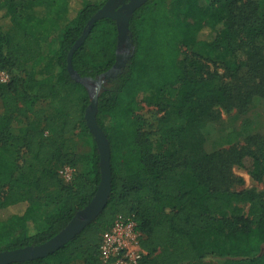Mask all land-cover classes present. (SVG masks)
Segmentation results:
<instances>
[{"label":"trees","instance_id":"obj_1","mask_svg":"<svg viewBox=\"0 0 264 264\" xmlns=\"http://www.w3.org/2000/svg\"><path fill=\"white\" fill-rule=\"evenodd\" d=\"M105 5L77 13L73 0H0V252L38 247L54 239L95 198L100 154L86 124L87 88L68 69L71 50ZM68 25L60 29L59 22ZM208 30L213 38L201 39ZM132 57L97 99V123L110 148L111 194L103 213L54 254L15 264H104L102 235L118 218L133 220L146 256L136 264H264V193L222 188L231 166L264 179V149L202 151L201 130L214 108L242 109L253 92L228 82L245 71L264 88V11L253 0H147L131 16ZM118 28L111 18L94 24L72 56L81 79L97 83L113 70ZM229 75L204 72L219 56ZM244 69V70H242ZM161 117L147 131L140 98ZM47 102L55 112L39 108ZM92 140L78 153L77 138ZM22 152L30 163L23 169ZM19 155V156H18ZM88 163L90 172H76ZM75 173L65 183L60 172ZM247 208V212L246 209ZM41 220L38 232L27 225Z\"/></svg>","mask_w":264,"mask_h":264},{"label":"rangeland","instance_id":"obj_2","mask_svg":"<svg viewBox=\"0 0 264 264\" xmlns=\"http://www.w3.org/2000/svg\"><path fill=\"white\" fill-rule=\"evenodd\" d=\"M109 0H73L74 12L82 10L88 4L100 5L106 3ZM171 2L173 0H166ZM261 7V11H264V0H253ZM68 23L66 21H60V29H64ZM213 33L208 30L201 34V39L211 40L213 38ZM120 54L126 55L131 53V50L127 47L126 42H123L120 48ZM223 55L219 56L217 65L210 64L209 70H204V72L209 71L217 72L220 76L229 75L226 70V64L233 65L234 60L239 64L244 62L246 57L243 54L238 53L236 58L225 57ZM244 70V69H242ZM0 82L10 81L12 75L6 72H0ZM225 78V77H224ZM228 82L234 83L236 86L241 87L242 92L249 93L253 92V97L249 104L242 109L231 108L227 110L223 107L214 108V119L211 122H207L204 128L201 130L202 151L211 154L218 150H229L231 146L225 144L226 136L231 132H239L242 137L238 139L234 145L236 149L254 153H259L264 149V88L256 89L253 81H251L245 71L240 72L236 80H231L229 77L225 78ZM88 93L90 98L96 94L97 84L88 82L87 83ZM150 94L147 93L142 95L140 98V110L138 114L142 116L147 124V131L151 132L152 124L156 119L162 116L159 111L151 106H148L144 101L145 97ZM39 108L45 109L48 113L53 114L55 112L54 106L51 103L42 102L38 105ZM0 114H1V103H0ZM77 149L78 153L82 156H90L92 153V140L86 137L77 138ZM20 155V164L25 169L29 163V157L27 154L22 152ZM18 155V156H19ZM76 172H81L87 175L90 172V166L88 163H84L79 166ZM73 171V175H74ZM232 180L226 184L222 182L221 187L229 189L232 192H256L264 193V179L258 181L251 176V174L246 170L237 165L231 166L230 173ZM247 212V208L245 209ZM41 220H34L29 222L27 225V231L29 234H35L41 227Z\"/></svg>","mask_w":264,"mask_h":264},{"label":"water","instance_id":"obj_3","mask_svg":"<svg viewBox=\"0 0 264 264\" xmlns=\"http://www.w3.org/2000/svg\"><path fill=\"white\" fill-rule=\"evenodd\" d=\"M123 1L124 0H109L105 3V5L89 21L87 29L71 50L68 59L70 75L75 81L81 83L87 88V83L91 82V80L81 79L76 74L72 68V56L74 52L83 45L96 22L106 18H111L116 21L118 28V53L116 64L113 70L101 76L97 81L96 94L92 97L91 104L85 115L86 124L90 133L94 137V141L100 154L101 183L99 190L93 201L83 211L78 213L69 226L54 239L38 247H28L14 251L0 252V264H15L47 258L78 236L92 221L96 220L103 213L107 206L112 189L110 148L105 134L97 123V99L102 90L103 84L111 78H116L120 68L124 67L126 61L132 57V53L122 55L119 51L123 42H126L127 47L132 52V42L130 41L129 35V21L132 14L147 0H133L130 4L124 5L123 9L116 10L118 3L124 4Z\"/></svg>","mask_w":264,"mask_h":264},{"label":"built area","instance_id":"obj_4","mask_svg":"<svg viewBox=\"0 0 264 264\" xmlns=\"http://www.w3.org/2000/svg\"><path fill=\"white\" fill-rule=\"evenodd\" d=\"M2 73H0V76ZM6 83V82H0ZM65 183L73 179V170L65 168L60 172ZM142 234L133 220L118 218L113 226L102 235L100 258L104 264H136L146 256L141 248Z\"/></svg>","mask_w":264,"mask_h":264},{"label":"flooded vegetation","instance_id":"obj_5","mask_svg":"<svg viewBox=\"0 0 264 264\" xmlns=\"http://www.w3.org/2000/svg\"><path fill=\"white\" fill-rule=\"evenodd\" d=\"M132 1H133V0H124V1H123L124 4L118 3V6H117V9H116V10L123 9V6H124V5H128V4H130Z\"/></svg>","mask_w":264,"mask_h":264}]
</instances>
